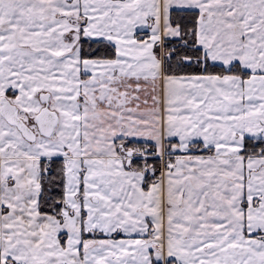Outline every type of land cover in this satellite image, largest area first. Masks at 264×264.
I'll list each match as a JSON object with an SVG mask.
<instances>
[{
  "label": "snow or ice",
  "instance_id": "6c2138e0",
  "mask_svg": "<svg viewBox=\"0 0 264 264\" xmlns=\"http://www.w3.org/2000/svg\"><path fill=\"white\" fill-rule=\"evenodd\" d=\"M0 264H264V0H0Z\"/></svg>",
  "mask_w": 264,
  "mask_h": 264
}]
</instances>
